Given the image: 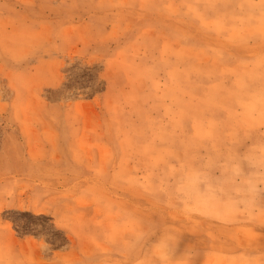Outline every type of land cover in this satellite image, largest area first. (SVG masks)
Here are the masks:
<instances>
[{
  "label": "rangeland",
  "instance_id": "374dc122",
  "mask_svg": "<svg viewBox=\"0 0 264 264\" xmlns=\"http://www.w3.org/2000/svg\"><path fill=\"white\" fill-rule=\"evenodd\" d=\"M238 166L264 0H0V264H264Z\"/></svg>",
  "mask_w": 264,
  "mask_h": 264
},
{
  "label": "clouds",
  "instance_id": "9594fccd",
  "mask_svg": "<svg viewBox=\"0 0 264 264\" xmlns=\"http://www.w3.org/2000/svg\"><path fill=\"white\" fill-rule=\"evenodd\" d=\"M249 167L256 169L257 165L250 161ZM221 192L234 197L236 204H254L256 198L264 193V170L245 174L243 168L238 166L230 176L224 179ZM48 248L49 246L43 240L40 251L44 252Z\"/></svg>",
  "mask_w": 264,
  "mask_h": 264
}]
</instances>
